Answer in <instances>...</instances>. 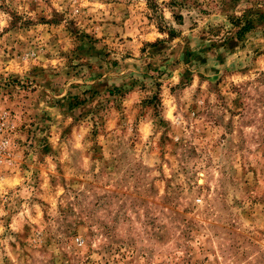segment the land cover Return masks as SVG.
Returning <instances> with one entry per match:
<instances>
[{"label":"rangeland","instance_id":"374dc122","mask_svg":"<svg viewBox=\"0 0 264 264\" xmlns=\"http://www.w3.org/2000/svg\"><path fill=\"white\" fill-rule=\"evenodd\" d=\"M0 264H264V0H0Z\"/></svg>","mask_w":264,"mask_h":264}]
</instances>
